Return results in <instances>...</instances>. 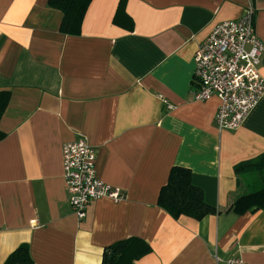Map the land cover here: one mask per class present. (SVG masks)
<instances>
[{"label":"crops","instance_id":"1","mask_svg":"<svg viewBox=\"0 0 264 264\" xmlns=\"http://www.w3.org/2000/svg\"><path fill=\"white\" fill-rule=\"evenodd\" d=\"M92 0L79 36L60 32L49 0H0V264L28 244L34 264H102L138 238L137 264H264V210L229 212L258 189L235 167L264 154V99L236 131L215 125L219 100L195 99L194 55L221 22L252 4L264 43V0ZM264 78V58L260 68ZM86 138L97 176L125 199L69 203L62 147ZM174 166L191 171L216 213L174 219L158 199Z\"/></svg>","mask_w":264,"mask_h":264},{"label":"built area","instance_id":"2","mask_svg":"<svg viewBox=\"0 0 264 264\" xmlns=\"http://www.w3.org/2000/svg\"><path fill=\"white\" fill-rule=\"evenodd\" d=\"M256 9L249 4L238 20L221 22L199 44L194 55L193 81L197 86L195 99L219 100L215 125L220 131L238 130L264 99V78L260 68L264 43L256 32ZM97 153L86 138L62 147L63 178L69 203L78 219L87 216L92 202L109 198L125 199L124 192L97 176ZM217 264H247L238 257L221 258Z\"/></svg>","mask_w":264,"mask_h":264},{"label":"trees","instance_id":"3","mask_svg":"<svg viewBox=\"0 0 264 264\" xmlns=\"http://www.w3.org/2000/svg\"><path fill=\"white\" fill-rule=\"evenodd\" d=\"M92 0H49L52 9L62 12L63 21L60 32L65 35L79 36L86 11ZM123 7V0L120 10ZM10 101L9 92H0V121ZM6 135L0 130V142ZM236 174L257 175L260 187L239 196L230 206L229 212L244 215L248 212L264 210V154L243 162L235 167ZM158 205L174 219L181 216L201 220L216 213V209L207 204L202 189L192 182L191 171L174 166L165 186L161 189ZM151 252V247L141 239L128 238L104 249L102 264H137ZM5 264H34L28 244L20 245L6 260Z\"/></svg>","mask_w":264,"mask_h":264}]
</instances>
